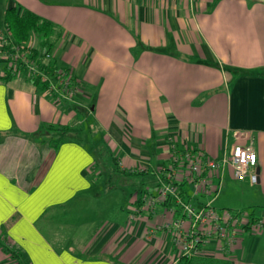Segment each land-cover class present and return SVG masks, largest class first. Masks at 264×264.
Wrapping results in <instances>:
<instances>
[{
  "label": "crops",
  "instance_id": "crops-1",
  "mask_svg": "<svg viewBox=\"0 0 264 264\" xmlns=\"http://www.w3.org/2000/svg\"><path fill=\"white\" fill-rule=\"evenodd\" d=\"M11 7L55 24L52 61L82 85L75 100L56 104L33 80L0 75V264L173 263L170 233H149L170 216V201L130 219L142 191L128 208L123 189L115 205L125 217L66 219V207L97 187L96 145L118 159L126 182L148 190L168 162L169 135L218 157L228 132H243L253 139L258 181L227 170L222 190L264 202V0H0V28ZM61 126L74 138L56 145ZM85 133L95 134L89 143ZM250 239L244 234L232 264H264V247L247 249ZM202 249L221 257L215 240Z\"/></svg>",
  "mask_w": 264,
  "mask_h": 264
},
{
  "label": "built area",
  "instance_id": "built-area-1",
  "mask_svg": "<svg viewBox=\"0 0 264 264\" xmlns=\"http://www.w3.org/2000/svg\"><path fill=\"white\" fill-rule=\"evenodd\" d=\"M32 48L28 42L11 43L9 31L1 27L0 58L4 60V67L0 75L39 80L46 85L44 90L56 104L75 100L81 92L80 80L64 67L49 71L46 65L52 60L53 53L42 49L35 54ZM242 139L244 143L238 142ZM168 150V162L157 171L156 191L145 189L140 197L142 205L132 208L129 218L140 216L142 211H153L155 206L170 201L172 206L167 210L170 216H164L149 233L155 229L170 233L177 252L172 264H178L182 256L204 255L202 246L211 240L217 242L221 256L230 259L240 247L244 234H257L264 226L263 216L229 209L219 211L214 206L227 170L238 181L257 183L253 139L243 132H228L221 155L211 157L198 147L180 146L169 135ZM184 184L189 185L191 195L184 194ZM200 196L207 200L198 201Z\"/></svg>",
  "mask_w": 264,
  "mask_h": 264
},
{
  "label": "rangeland",
  "instance_id": "rangeland-1",
  "mask_svg": "<svg viewBox=\"0 0 264 264\" xmlns=\"http://www.w3.org/2000/svg\"><path fill=\"white\" fill-rule=\"evenodd\" d=\"M0 67H4L2 63H0ZM81 118H83L82 115H80ZM85 120V119H84ZM91 123V119L87 117V120L83 121V128L87 127V124ZM93 131V130H92ZM95 134H80L79 137L84 143H89ZM89 139V141H88ZM106 146H103V149ZM109 163V162H108ZM107 163H104L101 166L98 167L97 174L99 171H102V174H98L99 176L96 177V188L94 190L93 195H85L78 200L75 201V203L70 204L66 207V213L65 217L66 219L70 220L71 222L74 221H88V220H95L97 219H115L117 217V214L121 213L124 217L127 215L128 211L126 208L125 210H120L119 208H116L117 202L119 200V197L123 191V189L128 190L130 194H128L126 199L124 200L123 205L125 207H133V202L130 201L132 197L134 199L138 198L140 196V193L143 189L142 183H137V181L132 184L130 181H125V178L122 174L117 173L116 176L112 179V184L115 185V189L112 193L109 195H106L107 193H101V189L105 188V180H106V171L105 168ZM95 171V172H96ZM138 178L141 177V175H137ZM135 180V177L131 179V181ZM130 187V188H129ZM152 191L155 190L154 184L150 187ZM96 191V192H95ZM127 191H125L126 193ZM222 194L217 199V201L214 203V206L217 210L221 211L223 209H229L232 211H241V212H248L250 214H254L255 216H263L264 219V202H251L254 199V196L250 194L249 191H242L239 190L237 187H234L233 189H230L226 191V189L221 191ZM96 193H101L102 195H97ZM97 196H96V195ZM220 195V194H219ZM130 199V200H129ZM116 203V205H115ZM113 204V207L112 205ZM107 217V218H105ZM81 234L84 235V230L81 231ZM264 226L263 228L258 231L257 234L251 235V243H247V249L259 247L262 249L264 247ZM257 237H261L258 241H256ZM246 243V242H245ZM244 243V245H246ZM254 243V244H253Z\"/></svg>",
  "mask_w": 264,
  "mask_h": 264
},
{
  "label": "trees",
  "instance_id": "trees-1",
  "mask_svg": "<svg viewBox=\"0 0 264 264\" xmlns=\"http://www.w3.org/2000/svg\"><path fill=\"white\" fill-rule=\"evenodd\" d=\"M3 28L7 29L11 35V43L19 44L28 42L32 35L38 37V46L33 47L32 51L35 54H39L42 49H46L48 52H53L54 43L52 41V37L55 35L56 26L50 20L45 18H41L37 14L32 11L24 10L23 12H19L16 7H11L7 9L3 16ZM4 60L0 58V63L4 66ZM49 71H53L57 66L53 63L52 60L46 65ZM11 76H7L4 79H9ZM33 83L37 85L38 88L44 89L45 84L39 82V80H33ZM73 137L70 135L67 126H61L56 130V145H59L61 142L65 141L66 139ZM76 137V135H75ZM74 138V137H73ZM98 159L93 163L92 169L90 170V176L92 181H96V177L102 174V171H99V175L97 174V169L104 163H107L105 168L106 171V180L105 185L106 187L104 190L108 191L115 187L112 184V179L114 176L119 174H125L123 170L119 169V162L118 159L113 156L107 149H103L102 146L96 145ZM109 162V163H108ZM96 171V172H95ZM141 175V173H138ZM138 174H133L135 177ZM128 175H131L129 173ZM145 189H142V193ZM139 203L136 200V204ZM135 204V202H134ZM177 211L179 209H176ZM12 253H17L16 251H12ZM18 256V253L15 255ZM178 264H232L231 260L225 256L221 257H213L207 255H198V256H191L185 257L182 256L179 258Z\"/></svg>",
  "mask_w": 264,
  "mask_h": 264
},
{
  "label": "water",
  "instance_id": "water-1",
  "mask_svg": "<svg viewBox=\"0 0 264 264\" xmlns=\"http://www.w3.org/2000/svg\"><path fill=\"white\" fill-rule=\"evenodd\" d=\"M256 173H257V174L259 173V170H258V168H257V170H256Z\"/></svg>",
  "mask_w": 264,
  "mask_h": 264
}]
</instances>
